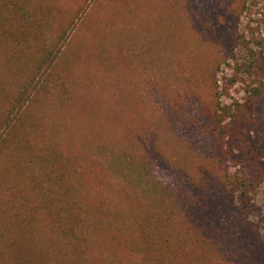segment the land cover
I'll return each instance as SVG.
<instances>
[{
  "label": "trees",
  "instance_id": "1",
  "mask_svg": "<svg viewBox=\"0 0 264 264\" xmlns=\"http://www.w3.org/2000/svg\"><path fill=\"white\" fill-rule=\"evenodd\" d=\"M59 14L54 0H0V189L6 182L16 187L10 198L0 193V264H264L261 235L251 230L243 212L234 236H228L229 229L220 226L210 209L212 194L205 193L203 205L196 200L188 205V192H181L177 180L175 192L153 174L151 178L146 168L136 171L123 160L142 157L135 131L117 127L116 135L111 133L103 117L111 112L96 115V101L77 106L87 115L93 109L90 120L85 119L92 125L88 134L99 144L98 151L115 154L113 161L105 165V158L86 156L81 149L85 144L74 139L69 153L60 148L51 119L56 107L72 115L76 102L60 98L56 104L47 85L60 88L57 94L63 96L69 81L76 86L72 80L83 78L77 73L82 66L114 70L123 44L107 52L97 43L87 56L80 47L62 64L53 41ZM238 120L245 118L235 117V130L242 125ZM67 128L72 136L78 134ZM256 164L259 160L247 158L249 173ZM233 180L234 188L222 181L223 199H240L237 203L248 206L242 179ZM243 224L249 225V234L239 230Z\"/></svg>",
  "mask_w": 264,
  "mask_h": 264
},
{
  "label": "rangeland",
  "instance_id": "2",
  "mask_svg": "<svg viewBox=\"0 0 264 264\" xmlns=\"http://www.w3.org/2000/svg\"><path fill=\"white\" fill-rule=\"evenodd\" d=\"M54 1L63 13L53 36L60 63L80 47L87 56L97 43L107 52L123 44L114 70L82 66L77 73L83 78L72 80L76 86L69 81L63 96L57 94L60 88L47 85L56 104L60 98L76 102L72 115L56 107L51 119L60 148L69 153L74 139L85 144L81 149L86 156L105 158L104 164L113 161L115 154L98 151L99 144L88 134L92 125L85 119L90 120L93 109L87 115L77 106L96 101V115L111 112L103 115L111 133L117 127L135 131L142 157L122 158L136 171L146 168L151 178L153 174L175 192L177 180L181 192H188V205L203 203L209 192L215 201L210 209L220 226L229 229L228 236H234L243 212L264 243V0ZM257 94L256 103L254 99L246 105ZM236 116L245 120H238L242 125L235 130ZM220 117L223 124L217 122ZM67 126L78 134L72 136ZM247 158L260 162L249 166L250 173ZM142 160L146 165L138 166ZM235 177L247 188L246 207L237 203L240 199H223L222 181L234 188ZM14 189L13 182H6L0 193L10 198ZM243 225L239 230L249 234V225Z\"/></svg>",
  "mask_w": 264,
  "mask_h": 264
}]
</instances>
